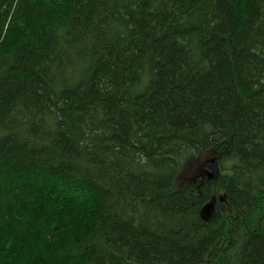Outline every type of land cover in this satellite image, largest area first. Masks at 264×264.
I'll return each mask as SVG.
<instances>
[{
  "label": "trees",
  "instance_id": "obj_1",
  "mask_svg": "<svg viewBox=\"0 0 264 264\" xmlns=\"http://www.w3.org/2000/svg\"><path fill=\"white\" fill-rule=\"evenodd\" d=\"M0 264H264V0H0Z\"/></svg>",
  "mask_w": 264,
  "mask_h": 264
},
{
  "label": "water",
  "instance_id": "obj_2",
  "mask_svg": "<svg viewBox=\"0 0 264 264\" xmlns=\"http://www.w3.org/2000/svg\"><path fill=\"white\" fill-rule=\"evenodd\" d=\"M218 156L212 154L210 158L201 162L200 166L187 177H181L180 180L185 179V183H196V188L199 190L201 185L208 180H216L220 175V168L218 165ZM225 201L224 194L212 195L200 208V218L205 222H212L219 213L218 203Z\"/></svg>",
  "mask_w": 264,
  "mask_h": 264
},
{
  "label": "rangeland",
  "instance_id": "obj_3",
  "mask_svg": "<svg viewBox=\"0 0 264 264\" xmlns=\"http://www.w3.org/2000/svg\"><path fill=\"white\" fill-rule=\"evenodd\" d=\"M212 156V153H204L201 154L198 158H189L185 165L182 166L180 175L176 178L179 182V179L182 177H187L193 173L194 170H196L201 162L207 160V158H210ZM220 168V166H219ZM184 183L186 182L185 179L182 180ZM187 184V183H185ZM196 185V183H194Z\"/></svg>",
  "mask_w": 264,
  "mask_h": 264
},
{
  "label": "flooded vegetation",
  "instance_id": "obj_4",
  "mask_svg": "<svg viewBox=\"0 0 264 264\" xmlns=\"http://www.w3.org/2000/svg\"><path fill=\"white\" fill-rule=\"evenodd\" d=\"M193 184V183H192Z\"/></svg>",
  "mask_w": 264,
  "mask_h": 264
}]
</instances>
